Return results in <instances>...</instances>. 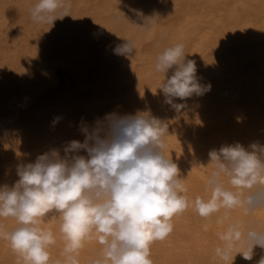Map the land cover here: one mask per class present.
Returning <instances> with one entry per match:
<instances>
[{
	"label": "bare ground",
	"instance_id": "6f19581e",
	"mask_svg": "<svg viewBox=\"0 0 264 264\" xmlns=\"http://www.w3.org/2000/svg\"><path fill=\"white\" fill-rule=\"evenodd\" d=\"M37 2L0 0V186L14 184L18 168L42 154L64 156L70 141L83 142V130L107 114L155 117L168 125L164 154L178 164L190 206L173 217L172 233L151 245L153 264H258L264 249L254 248L246 260L238 253L246 242L235 243L227 261L216 249L229 223L264 230V208H222L205 219L192 202L210 197L211 150L264 146V0H67L68 15L53 25L32 20ZM126 40L135 53L116 54ZM177 43L210 90L168 104L159 87L174 69L157 72L155 57ZM220 179L242 198L248 195L232 188L227 176ZM60 224L57 213L40 224L54 236L49 264H63ZM16 226L15 219L0 218V232ZM101 252L92 234L79 264ZM0 264H18L3 238Z\"/></svg>",
	"mask_w": 264,
	"mask_h": 264
},
{
	"label": "clouds",
	"instance_id": "9594fccd",
	"mask_svg": "<svg viewBox=\"0 0 264 264\" xmlns=\"http://www.w3.org/2000/svg\"><path fill=\"white\" fill-rule=\"evenodd\" d=\"M69 8L67 0H38L30 15L36 23L53 25ZM61 10L64 14L58 16ZM114 52L130 56L135 44L126 40ZM170 69L171 76L159 87L166 103L210 90L200 83L195 62L186 59L184 44L164 47L156 55L155 70L166 76ZM83 131L84 141H70L64 156L42 154L18 168L14 184L0 186V218L17 222L14 229L0 232V238L10 243L18 264H49L54 236L40 224L57 213L65 242L63 264H79V252L92 234L102 252L89 264H153L151 245L166 239L173 231V217L190 206L178 164L164 154L168 125L148 115L111 113ZM250 149L236 143L209 152L216 166L208 180L210 197L197 196L192 202L200 217L207 219L222 208L242 207L247 213L264 208V146L253 144ZM81 150L87 155H79ZM222 175L232 188L248 190V195L242 198L240 191L226 187ZM219 239L222 247L216 253L225 261L237 242H246L238 252L246 260L252 259L254 248L264 249V230L241 231L235 222ZM258 264H264V257Z\"/></svg>",
	"mask_w": 264,
	"mask_h": 264
},
{
	"label": "rangeland",
	"instance_id": "374dc122",
	"mask_svg": "<svg viewBox=\"0 0 264 264\" xmlns=\"http://www.w3.org/2000/svg\"><path fill=\"white\" fill-rule=\"evenodd\" d=\"M13 10H14V9H13ZM13 10H12V11H13ZM14 16H15L14 14H12V13L10 14V17H12V18H13Z\"/></svg>",
	"mask_w": 264,
	"mask_h": 264
}]
</instances>
